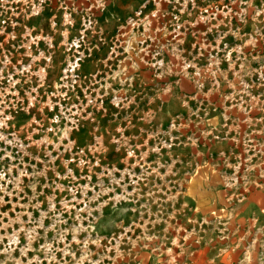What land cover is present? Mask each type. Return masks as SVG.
Listing matches in <instances>:
<instances>
[{"label":"rangeland","instance_id":"1","mask_svg":"<svg viewBox=\"0 0 264 264\" xmlns=\"http://www.w3.org/2000/svg\"><path fill=\"white\" fill-rule=\"evenodd\" d=\"M259 204L264 0H0V264H264Z\"/></svg>","mask_w":264,"mask_h":264},{"label":"crops","instance_id":"2","mask_svg":"<svg viewBox=\"0 0 264 264\" xmlns=\"http://www.w3.org/2000/svg\"><path fill=\"white\" fill-rule=\"evenodd\" d=\"M258 209H260V211L263 212L264 206L259 204ZM199 210H201V208H199ZM206 241L196 242L197 243L195 246L196 248L193 252V256H194L193 262L191 264H250L248 262L250 260L249 259L250 251H247L244 258L242 256V252H240L241 250L238 249L237 247L235 248L230 247L228 251H223V252L215 251L213 252L212 255H210V252L213 251L212 245H210ZM256 260L257 259L255 257L251 264H255Z\"/></svg>","mask_w":264,"mask_h":264}]
</instances>
